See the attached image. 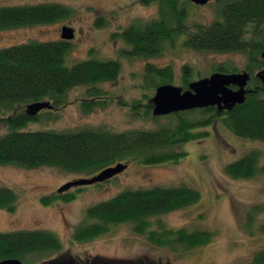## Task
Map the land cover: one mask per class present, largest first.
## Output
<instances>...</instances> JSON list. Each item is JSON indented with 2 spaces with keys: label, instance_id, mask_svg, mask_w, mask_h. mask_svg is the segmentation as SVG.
I'll list each match as a JSON object with an SVG mask.
<instances>
[{
  "label": "rangeland",
  "instance_id": "1",
  "mask_svg": "<svg viewBox=\"0 0 264 264\" xmlns=\"http://www.w3.org/2000/svg\"><path fill=\"white\" fill-rule=\"evenodd\" d=\"M41 2L62 4L70 9V14L47 24L2 29L0 47L32 40H58L62 27L69 26L73 29V37L69 40L66 64L91 57L117 59L120 69L113 80L98 83L93 88L88 85L71 88L65 95L64 104L41 110L39 118L23 128L26 130L68 131L84 127L117 133L154 130L169 120L162 115L144 113L145 109L152 113L150 100L154 92L143 87L146 86L147 64L169 66L173 72L171 84L177 86H181L184 65L191 67L192 81L208 77L219 63H229L239 71L247 64V56L243 53L190 49L183 44L186 35L167 43L157 56L142 58L127 54L129 46L118 34L134 21L147 22L157 18L156 2L0 0V5ZM190 3L188 24H208L217 19L218 5L213 1L203 5ZM95 90L101 94L90 95ZM149 102L151 104L146 107ZM199 115L196 112L188 114L191 118ZM206 130L209 135L189 140L177 148L186 152L178 161L144 164L140 161L141 155L117 160L111 166L125 164L123 171L102 182L71 187L65 191L74 194L70 200L58 196L61 193L57 189L61 185L92 177L100 171L86 176L52 166L25 168L0 164V187L10 188L16 195L13 211L0 209V232L45 230L59 240L57 251L29 255L22 264H88L94 256L130 264H253L256 253L264 251V231L259 229L264 221V173L250 178H233L225 172V166L252 149L259 151L260 164H264V142L235 136L220 122ZM6 131L7 126L0 124V135ZM180 185L197 191L199 199L189 206L154 215L150 221L156 227L213 232V238L205 245L190 249L178 246L175 250L157 246L134 232L130 223L111 224L107 231L87 241L73 237L74 227L83 221L89 206L126 189ZM253 205H262L263 210L252 226V232H248L244 225L246 213Z\"/></svg>",
  "mask_w": 264,
  "mask_h": 264
},
{
  "label": "trees",
  "instance_id": "2",
  "mask_svg": "<svg viewBox=\"0 0 264 264\" xmlns=\"http://www.w3.org/2000/svg\"><path fill=\"white\" fill-rule=\"evenodd\" d=\"M141 1L156 2L158 16L147 22L134 21L118 34L129 46L127 54L142 58L157 56L167 43L171 44L182 35H186L183 44L190 49L243 53L247 56L244 70L251 77L245 100L231 110L207 107L164 115L169 121L154 130L120 133L88 127L68 131L26 130L23 128L28 122L37 120L39 113L28 116L22 110L24 106L49 101L52 107L44 109L58 107L65 103V95L73 87L88 85L93 88L98 83L113 80L120 63L117 59L91 57L68 65L66 54L70 44L63 39L32 40L0 47V124L7 126V131L0 135V164L25 168L52 166L90 176L132 155L143 156L140 161L144 164L175 162L186 153L177 149L182 143L209 135L206 128L217 122L235 136L264 142V90L255 74L264 69V57L261 56L264 51V0L216 1V20L191 25L187 22L189 0ZM69 14V8L57 3L0 5V30L47 24ZM213 72L239 70L229 63H219ZM192 76L191 67L184 65L180 76L183 88ZM145 79L146 86L143 87L155 91L160 85L172 83L173 72L169 66L147 64ZM98 94L101 93L96 90L90 92L92 96ZM195 112L200 115L196 118L188 116ZM144 113L152 115L148 109ZM225 172L233 178H250L264 173L259 151L252 149L244 153L228 163ZM58 196L70 200L74 194ZM198 199V192L185 185L126 189L89 206L83 221L75 226L73 237L84 241L104 233L111 224L130 223L134 232L157 246L173 250L178 246L184 249L202 246L211 241L213 232L156 227L150 221L154 215L189 206ZM15 200L13 190L0 187V209L13 211ZM262 210V205L248 208L244 224L248 232H252ZM259 229L264 231V221ZM59 248V240L45 230L0 232V261L17 258L22 262L29 255L49 254ZM114 263L129 262L115 260ZM253 264H264V251L256 253Z\"/></svg>",
  "mask_w": 264,
  "mask_h": 264
},
{
  "label": "water",
  "instance_id": "3",
  "mask_svg": "<svg viewBox=\"0 0 264 264\" xmlns=\"http://www.w3.org/2000/svg\"><path fill=\"white\" fill-rule=\"evenodd\" d=\"M195 5H203L207 2L219 0H189ZM73 37V29L63 26L60 38L70 40ZM264 57V51L261 54ZM256 77L261 81L264 90V69L256 73ZM250 74L245 71L221 73L212 72L208 77H202L190 81L186 88L173 84H163L156 87L151 98L152 114L168 115L175 112L216 107L218 111L231 110L235 105L241 104L245 100L249 89ZM49 101L34 102L26 106L25 113L28 116L37 115L44 108H51ZM126 168L125 164L117 163L115 166H108L92 177H83L68 181L61 185L58 193H63L74 186L89 185L102 182L112 178L117 173ZM0 264H22L17 258H7L0 261Z\"/></svg>",
  "mask_w": 264,
  "mask_h": 264
},
{
  "label": "flooded vegetation",
  "instance_id": "4",
  "mask_svg": "<svg viewBox=\"0 0 264 264\" xmlns=\"http://www.w3.org/2000/svg\"><path fill=\"white\" fill-rule=\"evenodd\" d=\"M211 2V1H210ZM251 79V77H250ZM65 194V192L61 193L60 195ZM75 228V227H74ZM74 232V231H73ZM90 240V239H88ZM78 241H82V240H78ZM87 241V240H84ZM113 260H103L102 258L98 257V256H94L89 262L88 264H121V263H114ZM116 261H120V260H116Z\"/></svg>",
  "mask_w": 264,
  "mask_h": 264
}]
</instances>
